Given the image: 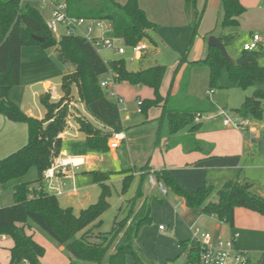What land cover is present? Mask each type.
<instances>
[{
	"label": "trees",
	"instance_id": "16d2710c",
	"mask_svg": "<svg viewBox=\"0 0 264 264\" xmlns=\"http://www.w3.org/2000/svg\"><path fill=\"white\" fill-rule=\"evenodd\" d=\"M60 1L66 3L70 16L111 22L113 36L128 46L146 39L157 44L149 33L157 28V24L150 20L139 0H127L125 3L117 0ZM184 3L189 23L197 32L205 8L200 9L199 0H184ZM221 5L224 17L218 25L223 30L239 27L240 17L247 11L246 6L241 0H221ZM216 28L206 35L207 39L215 35ZM34 35L42 37L43 41L35 39ZM219 39L227 47L235 41L236 34L220 35ZM29 45L55 48L62 62H71L76 67L63 77L64 96L60 100H51L48 93L40 96V103L46 110L43 118L29 115L9 98L10 91L21 83L22 49ZM261 56V48L253 51L244 49L238 59L230 61L215 46H208V54L201 60L190 61L189 53H186L177 64L166 95L162 94L161 88L168 67L160 63L144 65L143 61L150 57L148 52L140 57L142 66L138 70L129 69L123 58L114 60L111 69L116 74L117 82L153 89L154 96L143 100L142 112L147 113L150 108L163 105L161 119L168 118L171 137L167 149L182 145L185 152L199 151L209 157L212 147L195 135L200 129V122H195V116L200 112H214L215 105L209 97L200 99L189 94L190 67H208L210 89L218 87L222 73L226 70L230 80L245 90L264 81ZM184 64L188 68L182 70ZM181 70L179 90L173 95L172 87ZM109 71L110 66L99 49L85 36L63 34L58 37L42 12L31 3L25 0H0V114L11 121L27 124L29 132L28 142L23 147L0 159V186L22 179L32 170L37 172L35 180L19 182L13 187L15 202L12 205L0 207V236L14 240L10 250V264H21L24 261L42 264L41 258L46 248L27 234L26 227L42 231L56 245L63 246L70 264H103L105 260L107 264H130L129 258L133 259V264H154L146 261L136 246L141 229L152 224L148 202L138 209L131 207L124 218H120V213L117 214L110 231L99 230L103 225L102 216L111 206L110 181L115 174H123V191H126L133 181L131 170L91 171L94 181L101 187V194L97 202L82 209L79 214L72 207H63L57 195L46 189L43 178L44 171L62 151L61 135L69 127V110L64 102L72 96L73 85L77 87L78 97L85 103L87 111L105 127L100 128L89 120L77 118L80 131L87 135V146L92 145L94 139L97 149L105 152L112 132L124 131L119 105L109 96L108 90L101 86L102 77ZM233 111L256 120L262 119L264 90H255L253 95L246 97L241 107ZM188 127L189 133L181 135V131ZM142 170L144 177H147L149 164ZM155 174L157 180L183 198L188 207L214 215L231 227L238 207L264 216V196L256 193L248 180L230 179L219 189L204 183L198 189L190 190L169 170L155 171ZM141 193L140 184L138 195ZM214 193L216 200H212ZM138 197L136 195L131 201ZM122 211L123 207H120ZM181 246L186 253L187 263L199 260V243L196 240L182 241Z\"/></svg>",
	"mask_w": 264,
	"mask_h": 264
},
{
	"label": "crops",
	"instance_id": "0c3cea01",
	"mask_svg": "<svg viewBox=\"0 0 264 264\" xmlns=\"http://www.w3.org/2000/svg\"><path fill=\"white\" fill-rule=\"evenodd\" d=\"M117 1H119L120 3H125L127 0H117ZM219 1L221 4V0ZM139 2L142 8L146 11L150 20H152L158 25H165L171 27V26H178L184 23L190 24L186 13L184 0H139ZM241 2L246 6L247 10L249 6H251L249 3H245L243 0H241ZM43 5L46 7L47 10L50 11V15H51L52 6L50 4H43ZM258 9H260L261 11L264 10V4L259 5ZM241 17H240L239 27L229 28L228 32H225L223 30L219 34L218 33L215 34V36L219 37L220 35L235 33L237 37L239 31L240 30L242 31L243 28ZM216 27L217 25L211 28L205 34V36L212 30H214ZM254 33H259L264 37V12L258 14L256 25L249 31L248 41L251 40L252 35ZM96 34L97 35L101 34V30H96ZM261 50H262V56L260 58V64L264 66V47H261ZM189 59L190 61H196L204 58L191 59L189 57ZM41 60L42 61L45 60V61L41 63L40 68L44 67L48 70L49 68L54 67L56 58H54V56L47 55L46 57H44V59ZM32 61L33 60H29V62ZM151 62H152L151 64L159 63L158 60H154V59H152ZM23 64H24V59L22 58L21 83H23L22 82ZM194 66L190 67L191 68L190 72L192 71V68ZM37 67H39L38 64ZM185 68H188L187 64H184L182 70ZM182 70L178 74L180 76V79H181ZM30 82L31 83L26 85L33 89L32 97H33V102H35L36 104L38 103V98L40 99L41 95L48 93V86L51 83L50 81H44L43 91H41L39 89L34 88L35 86L41 84L42 82L41 80L36 79V81H30ZM191 82H192V74L190 73V83L188 87L189 94L196 96L200 99L209 97L215 105L214 112L217 111V109L220 107H227L233 110L232 108L234 107H229L227 100L225 102H223L222 100L220 104L223 106H220L219 102L217 103L214 99H212L213 94H215V90L212 94H208V91L210 90L209 88L207 91H205L209 96H204V97H199L198 95L193 94L190 90ZM179 86L180 84H178L176 88H174V84H173L172 87L173 95L178 92ZM250 88L252 89V93H254L255 90L257 89L264 90V81L257 83L256 85ZM250 88L245 89V91L247 92V90H249ZM166 89L165 91L168 93L170 87L167 90ZM115 91L119 96L123 97L121 91L116 89V87H115ZM161 92H162V88H161ZM167 93L162 92L163 95H166ZM25 95H26V89L24 95L20 99L14 101L17 104H19L20 107L25 110V112H27L28 114H32V109H31L32 105L30 102L25 100L24 97ZM62 95L63 94L61 95L59 94L60 97ZM76 95L78 96V90ZM247 96L249 95L243 94L244 101ZM125 102H127V100H125ZM240 104L241 103H238V105H233V106H235L237 109L241 106ZM37 105L38 104H36V107H39ZM158 106L161 109V111H163V107H162L163 105L160 104ZM38 109L41 111V108ZM44 115L45 113L40 115V118H43ZM85 115L88 120L90 119L91 121L94 120V123H97L95 124L96 126L100 128H105L104 125L101 124L99 121H97L87 110H85ZM207 120L208 121L206 122H204V120L200 122V129L195 133V135L197 139L205 141L212 147V150L210 152L211 154L209 157L205 156V154L199 151L185 152L182 145H176L171 149H167V146L171 139L170 130H169L168 136L165 137L164 139H161L160 135H158L157 137V141L158 138L160 140L157 143L158 149L155 151L156 153L157 151H160L162 155L158 154L156 163H154L153 165L151 164L149 165L150 171L151 170L160 171L164 169L169 170L174 177H176L185 187H187L190 190H196L202 185H204V183L211 184L216 189H219L230 179L248 180L253 184V190L256 193L264 196V115L260 120H256V119L252 120L253 122L252 130L254 131V133L251 130L244 131L237 128L225 126L220 116H215ZM68 123H69V127L61 135L63 140L61 154L84 156L86 159V164L82 166L79 170H77L74 176L71 174L69 176H59L56 179H59L60 183L62 182L64 186L68 187L67 191L69 195L76 196L75 194L78 192V184L79 183L82 184L84 178V176H80L78 173L83 171H89V172L93 171L96 166V162L103 160L102 157H100L103 153H107L108 155L112 156L114 159L122 158V156L126 154L127 150H130L132 143L131 140L129 143L130 138L124 128L123 132H125L126 138L122 141L120 147L111 148L110 146H108L105 152H101L97 149V146L94 143V139L92 140V145L90 146L86 145L87 135L84 132L80 131L79 124L77 123L76 120L70 119ZM184 130L186 131L183 132L182 130L180 133L181 135L189 133V127L185 128ZM67 137H70V139H72L71 141L73 142V147L65 146L68 139ZM28 138H29V132H28L27 124L22 122L11 121L0 114V159L8 156L12 152L23 147L28 142ZM83 150H86L87 154L82 153ZM147 164L149 163L147 162L146 165ZM127 170H131V169H127ZM104 171L120 172L119 170H104ZM131 173L133 174V179L135 178V176L140 177L141 179L145 178L144 177L145 173L143 170L140 175H135V173L132 170ZM123 179H124L123 174H115L113 179L110 181V183L112 185V183H114L115 181L123 182ZM62 180H66L67 183ZM88 185L89 184H87L86 186ZM55 186L58 188L60 187L57 186L56 184ZM152 187L155 188L158 186L152 185ZM63 190H62L63 193L61 195H64L66 192ZM137 196H139L138 199H136L135 201H131L133 199L132 198L130 199V201L129 200L126 201L127 204L121 205V207H123V210L130 211L131 207L134 206L136 209H138L141 207V205L148 202L151 208V217H152L153 226L149 227V225H147L143 227L139 233L136 242H138V240L140 239V234L142 235V232L145 229H150V231L157 233L161 238L167 237V236L166 237L162 236L165 235L164 234L165 232H171L174 237L172 239L174 242L173 246L171 247V249L167 254L163 255L161 264H165V263L175 264L179 259H186V253H184L183 247L181 246V242L193 239L191 227L195 224L199 225L198 220H201V217L203 215H205V217L210 219L209 231L214 236L216 237L224 236L225 234H226L225 236H229L232 233H239V237L236 242V247L245 250L249 253L250 262L252 264H264V216L263 215L246 208L238 207L235 210L234 225L233 227H231L227 223L219 220L216 216L209 215L203 212L201 209H192L188 207L185 200L179 197L178 195H176V197L180 200L177 207H171L168 204L167 215L160 217L153 215V210L151 207L153 200L150 193L145 194L142 191V193L138 195L137 192ZM128 205L129 208H127ZM178 209L180 210V212L178 211ZM188 215H190L189 218H187ZM120 218L122 217L120 216ZM163 224H166V229L161 230L159 226ZM20 226L22 225L20 224ZM169 229L171 231H169ZM25 230L28 235L33 236V239L36 242H38L39 244L43 245L46 248V253L44 257L41 258L42 264H70L69 258L59 248L55 247L48 240H46V238H44L43 236L42 238L38 234V229L26 227ZM256 241H258V244L255 243ZM13 246H14V240L11 237L0 236V264H10V250ZM138 247L140 248V250L142 249L140 246ZM112 250L113 249H111V251ZM105 261L104 263L107 264V260ZM129 262L130 264H133V259L129 258Z\"/></svg>",
	"mask_w": 264,
	"mask_h": 264
},
{
	"label": "rangeland",
	"instance_id": "374dc122",
	"mask_svg": "<svg viewBox=\"0 0 264 264\" xmlns=\"http://www.w3.org/2000/svg\"><path fill=\"white\" fill-rule=\"evenodd\" d=\"M25 1L37 7L42 12L45 20L49 23L51 19L50 11L47 10L46 7L43 5L42 0ZM243 1L245 3H249L251 6H249L248 10L241 17L243 25L242 31L240 30L238 36L236 37V40L232 44H229L227 46L228 54L232 58V60H236L240 57L242 51L244 50V44L248 42L249 31L256 25L258 14L264 12V10L261 11L260 9H258L259 5L264 4V0ZM199 7L200 9L205 8V11L202 21L197 29V32L195 31V27L188 23L171 27L157 24V28L155 30H150L149 32L153 39L156 40L157 44L153 43L149 39L142 40L139 42L147 43L149 47L147 52L150 57L143 61L144 65L147 66L151 64V60L154 59L158 60L159 63H163L169 67L163 82V93H167L165 89L167 88V85L168 88L171 85L174 70L180 58L186 53H189V57L191 59L205 58L208 54V40L207 38H205V34L215 25H217L215 34H219L223 31V29L218 25L219 23H221L224 17V10L222 5L220 4V1L199 0ZM224 31L228 32L229 29H225ZM60 32L61 34H64L65 32V29L62 26H60ZM108 37H112V34L109 33ZM99 52L109 64L110 69L113 66L114 60L122 58L125 59L128 68L131 70H138L142 66V61L140 58L135 61H130V58L133 54L132 50L129 47H127V52L124 55H117L112 50L107 49H99ZM47 55H51L56 58L54 67H51L48 70L44 67L40 68L41 63L45 61H42L41 59H44V57H46ZM22 58L24 59L22 79L23 83L14 87L10 91L9 98L12 101L20 99L24 95L26 89V95L24 96L25 100L30 102L32 105V114L29 115L35 118H40V115L45 113L46 110L41 105L39 98L38 103H36L39 107H36V104L35 102H33L32 97L33 89L27 86L26 84L31 83L30 81H36V79H39L42 81L41 84L35 86L34 88L43 91V82L50 81L52 85H55L57 87L58 93L60 95L63 94L59 99H53L52 97H50L51 100L58 101L64 96L62 88V81L64 75L73 72L76 67L71 62H62L59 59V52L57 51V49H45L39 45H29L23 47ZM29 60L33 61L29 62ZM37 64L39 65V67H37ZM190 73L192 74V82L190 87L191 92L193 94L198 95L199 97L209 96L205 92L210 88V74L208 67L206 65H195ZM179 82L180 76L177 75L176 80L174 82V88H176ZM115 87L116 89L121 91L123 97L125 98V100H127V111H122L121 114L125 131L128 133L130 138L129 143L131 140L132 145L130 150H127L126 154H124L120 159H114L107 153H103L100 156L103 160L96 162L94 170L122 171L125 169H131L135 173V175H140L143 167L146 165L147 162L149 163V165H153L157 161L158 154L162 155L160 151H157V153L155 151L158 149L157 137L158 135H160V138L164 139L168 136L169 121L167 117H165L162 121V111L159 106H154L150 108L147 113L139 111L138 100H144L147 98H152L154 96V91L150 87L144 85L134 86L128 82H117ZM214 90L215 94H213L212 99H214L217 103L219 102L220 106H223L220 104L222 100L223 102L227 100L228 106L234 107L232 109H236V107L233 105H238V103H241L240 105H242L244 101L243 94H247L249 96L253 95L251 88L246 92L244 89L238 87L235 83H233L230 80L226 70L223 71L222 76L219 80L218 87H215ZM76 93L77 87L73 85L72 96H69L64 102V104H67L69 110L68 121L70 119L77 121V118H84L88 120L85 115V110H87L86 105L78 98ZM38 108H41V111ZM89 121L92 122L94 125L97 124L94 123V120L91 121L90 119ZM206 121L208 120L204 119V122ZM185 131L186 130H183V132ZM67 138L68 139L65 146L73 147V142L71 141L72 139H70V137ZM111 142L112 139L109 138L108 146H110ZM82 153L87 154V151L83 150ZM59 155H61V153ZM78 174L80 176H84V178L82 184H78V192L75 194L76 196L69 195L67 191L68 187L64 186L62 182L60 183L59 179L54 180V183L57 186H60L59 189H64L63 191H66L64 195L57 196L61 205L63 207H72L76 214H79L82 209L97 202L101 194V187L99 184L94 182L93 175L91 172L83 171ZM36 178L37 172L35 170H32L28 175H26L22 179L10 181L4 185H1L0 207L12 205L15 202L12 190V187L15 184L19 182L33 181ZM62 181L67 183L66 180ZM45 184L46 189L50 191L48 183L46 182ZM87 184L89 185L86 186ZM140 184L141 190L145 194L150 193L152 197L153 203L151 204V207L153 210V215L160 217L166 216L168 213V204L171 207H177L180 200L176 197V194L171 189H169L168 195L164 196L158 187H152V184L149 181V175L143 179L135 176L131 185L126 191H123L122 181H115L111 185L112 192L109 198L111 206L102 216L103 225L99 229L100 231H110L113 227V222L117 214L120 213V216L122 218L126 217L129 214V210H123L122 212H120V207L123 204H127L126 201H130V199L134 198L137 195L138 185L140 186ZM51 193L53 192L51 191ZM216 199L217 196L213 194L212 200ZM129 205L127 206V208H129ZM178 211L180 212L179 209ZM189 217L190 215H188L187 218ZM202 217L201 220H198L199 225L202 226L203 229L210 230V219L205 217V215H203ZM163 225L166 226V224ZM152 226L153 224L149 225V227ZM169 231L171 230L169 229ZM170 233L171 232H165V235L162 236L167 237L161 238L157 233L150 231V229H145L142 232V235L140 234V239L138 240L139 244L138 242H136V245L142 248V257L148 262H153L154 264H161L163 255L169 252L174 243L172 240L174 237L172 233ZM38 234L41 237L43 236L44 238H46V240H48L55 247L59 248L65 254L63 246L56 245L45 233L40 230H38ZM80 235L81 233L78 234V237H80ZM255 243L258 244V241H256Z\"/></svg>",
	"mask_w": 264,
	"mask_h": 264
},
{
	"label": "built area",
	"instance_id": "2783aa9c",
	"mask_svg": "<svg viewBox=\"0 0 264 264\" xmlns=\"http://www.w3.org/2000/svg\"><path fill=\"white\" fill-rule=\"evenodd\" d=\"M43 4H50L52 6L51 19L49 26L56 36H62L60 26L65 29L64 34H78L88 38L98 49L112 50L117 55H124L127 52V47L132 50L130 61L139 59L142 54L149 49L147 43H138L136 45L128 46L123 40L113 36V25L106 20H91L84 17L70 16L67 12V5L60 0H42ZM96 30H101V34L97 35ZM108 33H112V37H108ZM264 47V37L259 33H254L250 41L244 44V49L253 51ZM117 84L116 74L110 69L101 79V86L108 90L109 96L116 100L120 111H126L125 99L119 96L115 91ZM213 89L208 91L212 94ZM48 93L53 99H59L58 89L55 85L48 86ZM143 100H138L139 111H142ZM215 116H220L224 125L228 127L237 128L240 130H252V118L250 116H242L235 111L220 107L215 112L197 113L195 122L199 123L204 119H211ZM126 138L125 132L113 131L111 135V148L120 147L122 141ZM86 164L84 156L78 155H58L51 165L44 171L43 178L48 183L50 192L56 195H61V189L55 186L54 180L59 176L75 175V172ZM149 181L153 186H158L161 193L167 196L169 189L163 182L156 178L155 170L149 173ZM214 216V215H212ZM161 230L166 229L165 225H160ZM192 238L199 243V260L187 263L184 259L183 264H252L250 262L249 253L245 250L236 247V242L239 233H232L229 236H214L209 230L203 229L199 225L191 227ZM24 261L21 264H26Z\"/></svg>",
	"mask_w": 264,
	"mask_h": 264
},
{
	"label": "water",
	"instance_id": "95a60500",
	"mask_svg": "<svg viewBox=\"0 0 264 264\" xmlns=\"http://www.w3.org/2000/svg\"><path fill=\"white\" fill-rule=\"evenodd\" d=\"M34 38L39 40V41H43L42 37L36 36L34 35ZM208 46H215L220 48L222 54L230 61H232V58L229 56L228 51H227V47L224 45V43L219 39V37L212 35L209 37L208 39ZM137 246V245H136ZM184 263V259H179L175 264H183Z\"/></svg>",
	"mask_w": 264,
	"mask_h": 264
}]
</instances>
